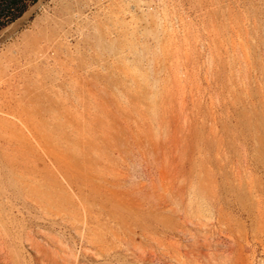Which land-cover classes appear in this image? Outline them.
I'll return each instance as SVG.
<instances>
[{"label": "rangeland", "instance_id": "obj_1", "mask_svg": "<svg viewBox=\"0 0 264 264\" xmlns=\"http://www.w3.org/2000/svg\"><path fill=\"white\" fill-rule=\"evenodd\" d=\"M0 264H264V0L2 28Z\"/></svg>", "mask_w": 264, "mask_h": 264}, {"label": "trees", "instance_id": "obj_2", "mask_svg": "<svg viewBox=\"0 0 264 264\" xmlns=\"http://www.w3.org/2000/svg\"><path fill=\"white\" fill-rule=\"evenodd\" d=\"M36 0H0V30L18 19Z\"/></svg>", "mask_w": 264, "mask_h": 264}]
</instances>
